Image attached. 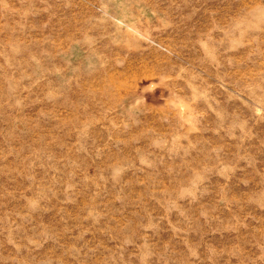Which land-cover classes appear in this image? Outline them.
Masks as SVG:
<instances>
[{
	"label": "rangeland",
	"instance_id": "374dc122",
	"mask_svg": "<svg viewBox=\"0 0 264 264\" xmlns=\"http://www.w3.org/2000/svg\"><path fill=\"white\" fill-rule=\"evenodd\" d=\"M0 264H264V0H0Z\"/></svg>",
	"mask_w": 264,
	"mask_h": 264
}]
</instances>
